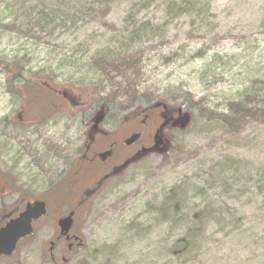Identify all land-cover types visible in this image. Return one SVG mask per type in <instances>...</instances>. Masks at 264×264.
Returning a JSON list of instances; mask_svg holds the SVG:
<instances>
[{
    "label": "rangeland",
    "instance_id": "374dc122",
    "mask_svg": "<svg viewBox=\"0 0 264 264\" xmlns=\"http://www.w3.org/2000/svg\"><path fill=\"white\" fill-rule=\"evenodd\" d=\"M26 1L0 0V68L13 78L94 91L111 130L155 103L190 116L78 218L75 264H264V117H223L264 72V0H103L97 13L47 0L64 15L44 24ZM52 217L0 264H51Z\"/></svg>",
    "mask_w": 264,
    "mask_h": 264
},
{
    "label": "flooded vegetation",
    "instance_id": "af4514ba",
    "mask_svg": "<svg viewBox=\"0 0 264 264\" xmlns=\"http://www.w3.org/2000/svg\"><path fill=\"white\" fill-rule=\"evenodd\" d=\"M2 76L0 94L10 104L0 112V229L40 205L43 215L32 219L31 236L53 216L49 261L75 264L85 245L74 232L78 218L131 167L161 152L162 127H180L184 114L172 111L167 118L166 106L155 103L111 130L109 108L96 102L94 91L80 93L58 79L13 78L7 66Z\"/></svg>",
    "mask_w": 264,
    "mask_h": 264
},
{
    "label": "trees",
    "instance_id": "16d2710c",
    "mask_svg": "<svg viewBox=\"0 0 264 264\" xmlns=\"http://www.w3.org/2000/svg\"><path fill=\"white\" fill-rule=\"evenodd\" d=\"M45 1V2H44ZM47 0H35L37 2L38 7H40L42 10H34L33 14H35V20H37V23L44 24L47 21V17H50L53 13H59L61 11H52V14H48L46 12H49L47 10ZM50 1V0H49ZM73 1L75 3L82 7V9H85V7H88V10H92L95 13H97L96 9L98 7L102 6L103 0H69V6H72ZM108 2V1H107ZM33 3V0H27L26 4ZM61 9L64 8V5H58ZM8 7L5 9V11L8 12ZM71 9V8H70ZM4 11V12H5ZM61 16L64 15L63 12L60 13ZM0 16L1 12H0ZM258 73V72H257ZM257 75L250 76L248 86L244 87L243 90L237 92V104H235V108L232 106H227V108L230 110V116H223L228 119H233L234 116H238V120L247 118L248 116L244 113L249 109L257 111V113H260L264 117V72L261 76L256 78ZM225 115V114H224ZM232 115V117H231ZM245 115V116H244Z\"/></svg>",
    "mask_w": 264,
    "mask_h": 264
},
{
    "label": "water",
    "instance_id": "95a60500",
    "mask_svg": "<svg viewBox=\"0 0 264 264\" xmlns=\"http://www.w3.org/2000/svg\"><path fill=\"white\" fill-rule=\"evenodd\" d=\"M188 122V119L184 120L182 127H186ZM41 207L39 205L32 215H22L20 219L9 222L0 230V257H10L15 251L19 240L31 234L32 219L43 215Z\"/></svg>",
    "mask_w": 264,
    "mask_h": 264
}]
</instances>
